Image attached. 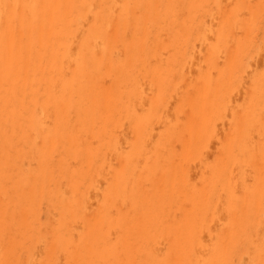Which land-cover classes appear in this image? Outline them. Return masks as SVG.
Listing matches in <instances>:
<instances>
[{"label": "bare ground", "instance_id": "bare-ground-1", "mask_svg": "<svg viewBox=\"0 0 264 264\" xmlns=\"http://www.w3.org/2000/svg\"><path fill=\"white\" fill-rule=\"evenodd\" d=\"M0 264H264V0H0Z\"/></svg>", "mask_w": 264, "mask_h": 264}]
</instances>
